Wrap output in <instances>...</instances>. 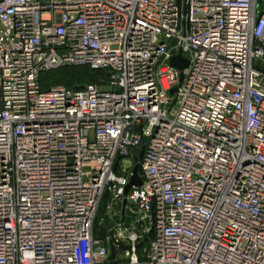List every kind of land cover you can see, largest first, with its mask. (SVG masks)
Returning a JSON list of instances; mask_svg holds the SVG:
<instances>
[{"label":"built area","instance_id":"built-area-1","mask_svg":"<svg viewBox=\"0 0 264 264\" xmlns=\"http://www.w3.org/2000/svg\"><path fill=\"white\" fill-rule=\"evenodd\" d=\"M0 264H264V0H0Z\"/></svg>","mask_w":264,"mask_h":264},{"label":"trees","instance_id":"trees-1","mask_svg":"<svg viewBox=\"0 0 264 264\" xmlns=\"http://www.w3.org/2000/svg\"><path fill=\"white\" fill-rule=\"evenodd\" d=\"M107 75L106 70H95L89 66L61 67L41 74L40 82L44 90L56 84H61L68 88H75L76 86L107 79ZM102 209L99 210L94 224V232L96 234H103L111 224L104 216Z\"/></svg>","mask_w":264,"mask_h":264},{"label":"water","instance_id":"water-1","mask_svg":"<svg viewBox=\"0 0 264 264\" xmlns=\"http://www.w3.org/2000/svg\"><path fill=\"white\" fill-rule=\"evenodd\" d=\"M260 4V0H258V5ZM170 64L171 66L178 68L180 71H182L184 68H186L188 66V60L185 59L180 53L176 56H173L170 60ZM180 79H182V76L180 77ZM83 87V86H81ZM174 90H171V93H173ZM143 151H144V146H142L140 148V151L138 153V160H141L142 155H143ZM142 185V179L139 175V171H138V165H134L133 170H132V176L130 178V181L128 183V185L125 187L124 190V195L126 196L127 193L129 192V190L132 187H139ZM125 204H126V199L123 200L122 203V215L124 214V208H125ZM115 254V249L113 247H111V258L114 257Z\"/></svg>","mask_w":264,"mask_h":264},{"label":"rangeland","instance_id":"rangeland-1","mask_svg":"<svg viewBox=\"0 0 264 264\" xmlns=\"http://www.w3.org/2000/svg\"><path fill=\"white\" fill-rule=\"evenodd\" d=\"M180 6H181V9L183 7V0H180Z\"/></svg>","mask_w":264,"mask_h":264}]
</instances>
